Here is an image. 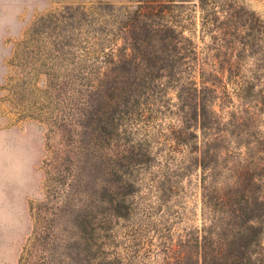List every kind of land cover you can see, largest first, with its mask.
Masks as SVG:
<instances>
[{"label":"rangeland","instance_id":"rangeland-1","mask_svg":"<svg viewBox=\"0 0 264 264\" xmlns=\"http://www.w3.org/2000/svg\"><path fill=\"white\" fill-rule=\"evenodd\" d=\"M212 1L206 8L210 18L217 20L203 27L205 12L199 0H34L35 7L27 10L19 33L0 36V131L12 130L23 138L35 139L40 152L34 165L37 183L23 197L27 231L12 245L11 264H21V258L28 259L29 255H51L56 258L52 264H58L71 262L69 256L87 254L71 219L84 205L99 204L101 186L87 176L90 161L81 177L75 175V181L63 166L67 158L74 157L71 149L76 124L85 118L83 113L89 106L96 107L98 102V95L89 93L88 87L99 68L117 60L111 51L126 46L124 15L144 6V10L158 14L156 21H168L191 39L198 60L191 75L199 81L200 67L209 68L206 64L214 60L216 48L224 53L229 47L242 46L243 30L225 24L224 10L242 6L260 20L264 31V0ZM188 71L185 69V75ZM167 92L175 101L174 90ZM218 96L224 105L220 108L218 99L211 107L225 121L238 100L229 85ZM173 120L172 115H161L153 123L149 146L136 145L142 138L141 123L124 125L119 129L120 138L112 142L113 166L121 167L126 178L135 182L131 188L124 187L129 191L130 213L109 217L104 224L108 231L100 232L99 247L91 250L104 259L103 264H170L178 255L187 256L190 242L202 226V168L186 148L164 139ZM252 130L264 132V106ZM131 146L135 153L150 151L144 163L127 159ZM230 151L219 158V165L236 160L237 150ZM93 162L99 164L97 159ZM217 172L223 174L224 170ZM87 184L93 187L90 196L84 192ZM262 247L259 264H264V237Z\"/></svg>","mask_w":264,"mask_h":264},{"label":"trees","instance_id":"trees-1","mask_svg":"<svg viewBox=\"0 0 264 264\" xmlns=\"http://www.w3.org/2000/svg\"><path fill=\"white\" fill-rule=\"evenodd\" d=\"M199 4L205 12L201 25L214 24L217 19L210 18L206 8L213 1L199 0ZM143 7L124 15L126 46L114 49L116 53L111 51L117 60L98 69L97 78L88 87L89 93L98 95V102L96 107L89 106L74 129V157L67 158L63 168L75 181V175L81 177L90 161L87 176L100 184L101 193L98 205H84L71 219L87 254L69 256L71 262L58 264H103L104 259L91 250L99 247L100 232L108 231L104 224L109 217L130 213L129 191L124 187L131 188L135 182L126 178L121 167L113 166L112 142L120 138L119 129L124 125L141 123L142 138L136 145L149 146V129L161 115L174 118L164 139L186 148L202 168L205 215L187 256L178 255L170 264H259L264 237V132L250 128L264 106V31L260 20L242 6L224 10L225 24L243 30L242 46L229 47L224 53L216 48L214 60L206 64L209 68L200 67V80L196 81L191 75L198 61L195 43L169 26L168 21H156L158 14ZM220 54L224 58L220 59ZM228 85L238 102L223 121L211 105L218 99V106L224 105L218 93L223 95ZM169 89L174 90L175 101L168 97ZM230 149L237 150L236 160L219 165V158L231 154ZM135 151L131 146L127 159L142 164L149 157L148 149L141 154ZM95 159L99 164H94ZM219 168L223 174L217 172ZM90 187L92 191L90 184L84 187L87 195ZM28 257L21 258V264H52L56 259L51 255Z\"/></svg>","mask_w":264,"mask_h":264},{"label":"clouds","instance_id":"clouds-1","mask_svg":"<svg viewBox=\"0 0 264 264\" xmlns=\"http://www.w3.org/2000/svg\"><path fill=\"white\" fill-rule=\"evenodd\" d=\"M34 0H0V36L17 35ZM39 145L15 131H0V264H11L12 245L27 231L23 197L37 183Z\"/></svg>","mask_w":264,"mask_h":264}]
</instances>
